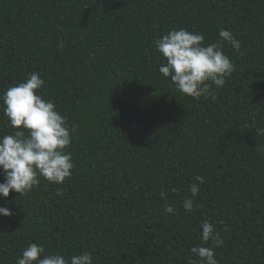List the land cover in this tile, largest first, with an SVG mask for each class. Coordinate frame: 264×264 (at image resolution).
I'll list each match as a JSON object with an SVG mask.
<instances>
[{
	"label": "trees",
	"instance_id": "obj_1",
	"mask_svg": "<svg viewBox=\"0 0 264 264\" xmlns=\"http://www.w3.org/2000/svg\"><path fill=\"white\" fill-rule=\"evenodd\" d=\"M180 28L235 65L211 85L215 101L159 72L155 40ZM33 72L75 127L74 168L63 184L40 177L0 197L13 213L0 216V264L31 243L69 264L84 252L93 264H189L205 220L224 240L203 245L219 264H264V0H0V95ZM13 132L0 102V137ZM196 176L205 183L186 213Z\"/></svg>",
	"mask_w": 264,
	"mask_h": 264
},
{
	"label": "clouds",
	"instance_id": "obj_2",
	"mask_svg": "<svg viewBox=\"0 0 264 264\" xmlns=\"http://www.w3.org/2000/svg\"><path fill=\"white\" fill-rule=\"evenodd\" d=\"M218 35L240 52V41L230 31L221 29ZM204 41L203 34L185 28L170 30L157 38L156 49L166 58L159 72L170 78L172 86L181 95L215 101L211 85L214 84L217 90L224 86L226 78L235 71V65L222 51L221 43L205 46ZM44 83L40 75L33 72L24 82L9 87L0 95L4 115L14 129L13 134L0 137V170L4 174L0 197L7 198L12 191L19 196L26 195L40 183V177L53 184H63L72 176L74 164L66 149L71 145V133L75 132V127L70 128L67 117L60 114L52 101L37 94ZM256 131L258 135H264V128ZM195 181L189 186L191 198L186 197L182 203L186 213L194 211L199 185L205 183L201 176H196ZM164 210L175 214L170 205ZM12 214L9 208L0 206V216L10 217ZM201 228L203 243L191 248L198 259L189 264H219L214 248L203 245L211 241L215 247H220L224 240L211 221H203ZM17 264H69V261L59 253L45 254L43 246L31 243L22 251ZM70 264H93V256L90 252L73 255Z\"/></svg>",
	"mask_w": 264,
	"mask_h": 264
}]
</instances>
